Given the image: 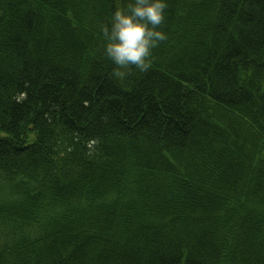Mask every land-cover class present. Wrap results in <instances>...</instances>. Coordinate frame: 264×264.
I'll return each instance as SVG.
<instances>
[{
    "label": "trees",
    "instance_id": "obj_1",
    "mask_svg": "<svg viewBox=\"0 0 264 264\" xmlns=\"http://www.w3.org/2000/svg\"><path fill=\"white\" fill-rule=\"evenodd\" d=\"M130 2L0 0V264H264V0H165L116 79Z\"/></svg>",
    "mask_w": 264,
    "mask_h": 264
},
{
    "label": "clouds",
    "instance_id": "obj_2",
    "mask_svg": "<svg viewBox=\"0 0 264 264\" xmlns=\"http://www.w3.org/2000/svg\"><path fill=\"white\" fill-rule=\"evenodd\" d=\"M165 0H133L118 8L109 24L100 25L104 55L115 64L112 77L123 79L135 68L147 72L153 62L152 50L167 40L164 31Z\"/></svg>",
    "mask_w": 264,
    "mask_h": 264
},
{
    "label": "bare ground",
    "instance_id": "obj_3",
    "mask_svg": "<svg viewBox=\"0 0 264 264\" xmlns=\"http://www.w3.org/2000/svg\"><path fill=\"white\" fill-rule=\"evenodd\" d=\"M18 195H21V194L18 192V190H16V191L14 192V194H12L11 198H12V197H17Z\"/></svg>",
    "mask_w": 264,
    "mask_h": 264
}]
</instances>
